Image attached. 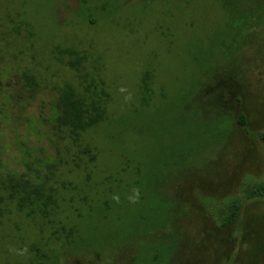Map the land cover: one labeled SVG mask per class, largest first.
<instances>
[{"label":"rangeland","instance_id":"obj_1","mask_svg":"<svg viewBox=\"0 0 264 264\" xmlns=\"http://www.w3.org/2000/svg\"><path fill=\"white\" fill-rule=\"evenodd\" d=\"M105 1L0 0V175L46 171L61 160L60 180L73 176L84 188L93 165L98 182L124 167L141 169L134 178L149 174L148 183L116 189L126 202L113 211L123 228L110 215L101 226L95 221L89 241L119 232L106 239L117 246L133 222L143 218L149 228L150 215L163 220L171 209L174 225L137 240L162 247L176 238L167 264H264V197L257 198L264 190V0H252L260 18L237 39L241 25L213 0H119L103 13ZM239 7L236 18L250 4ZM70 48L85 57L79 71L60 60ZM22 70L40 80L31 97ZM147 72L151 104L141 109ZM92 81H104L110 97L108 128L91 134L80 153L84 147L49 115L57 87ZM27 223L14 213L0 225V264H27L26 250L48 236H35ZM137 255L132 243L108 259L68 256L59 264H135Z\"/></svg>","mask_w":264,"mask_h":264},{"label":"trees","instance_id":"obj_2","mask_svg":"<svg viewBox=\"0 0 264 264\" xmlns=\"http://www.w3.org/2000/svg\"><path fill=\"white\" fill-rule=\"evenodd\" d=\"M82 1L83 3L87 2V0ZM114 1L106 0L102 4L103 13L107 9L106 2L110 5L116 4L119 0ZM213 1L220 4L231 22L236 23L238 27L241 25L234 35L236 39L239 38L244 26L246 27L247 21H249L251 29L256 25V19L259 20L260 18L252 0H242V2H248L250 7L245 10L244 16H239V18L236 17L240 13L238 9L240 8L241 0ZM88 17L89 15H86L85 18ZM90 20L94 22L96 18H91ZM60 53L64 57H69L67 62L64 57L60 58L63 63L76 71L80 70L85 57L77 50L70 48L65 52L60 51ZM21 78L22 86L27 88L30 97L40 90L41 83L35 73L29 70H22ZM151 79L152 76L148 72L142 79L143 97L141 109L151 104ZM55 91L49 115L51 122L56 128L68 132V137L71 140L84 147V150L80 151V153L87 152V148H90L87 142L89 136L95 132H106L108 128L105 125L106 104L110 97L105 89L104 81H100V83L92 81L85 85L66 82L57 87ZM242 118L243 123L246 124L245 116L243 115ZM228 121L230 123V120ZM260 137L264 141V132L260 134ZM84 143L88 145L85 146ZM96 152L93 160H97V149ZM31 168L28 166V169ZM60 168L66 169L64 166L62 167L61 160L49 163L46 171L43 169H34V171L26 173L6 171L0 175V225L4 223V219L8 215L15 213L23 217L29 226L38 231L35 236L38 237L39 232L48 234L44 238L39 236L40 240H42L41 243L35 240L26 250L30 255L27 264H59L61 259L68 256L77 257L81 255L97 259H108L124 247H130L132 243L136 244L138 249V255L133 259L135 264H167L171 262L176 249V238L169 243H165V246L162 247L161 243L152 246L137 243L139 237L164 231L174 225V216L177 211H171V209L168 211L167 218L163 220L155 219V216L150 215L148 221L151 226L149 228L142 227L146 223L143 218L140 221L133 222L134 226L123 229L121 232L122 237L119 238L117 246L113 242H107L106 239L108 238L109 240L111 238L113 240L118 238L119 232L111 231L100 240L93 235L92 241L87 239V234L94 230L95 221L98 226H101L105 219L109 221L110 215L111 219H115L120 223V229L123 228L122 214H117V217L113 215V211L120 209L126 203L121 201L123 198H116V189L125 188L123 191L126 192L127 190H135L139 184L150 181L149 174H146L140 182L135 180L134 177L141 174V169L133 171L124 167L119 172L116 170L112 172L113 175H110L106 182H98L92 180L93 175L95 174L94 177H96L98 172L93 165L92 171H89L86 175V182L83 188L78 183L74 184L75 178L73 176L66 182L60 180V175L63 173V171L59 170ZM90 168L86 166V169L89 170ZM72 172L70 171L71 174ZM121 174L134 179L126 182L128 178L125 180ZM58 184L60 185L58 186ZM83 191H86L85 196H81ZM69 193L71 198L67 199V194ZM77 196L78 198L76 199ZM260 197H264V190L257 198ZM76 202L78 205H75ZM130 203L133 204L135 202ZM236 218L237 213L232 215L227 225ZM91 246L95 248L94 251H91ZM116 248L118 249L116 250ZM154 251L155 253H153Z\"/></svg>","mask_w":264,"mask_h":264}]
</instances>
